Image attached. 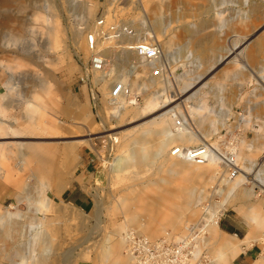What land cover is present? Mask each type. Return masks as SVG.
<instances>
[{"label":"rangeland","instance_id":"rangeland-1","mask_svg":"<svg viewBox=\"0 0 264 264\" xmlns=\"http://www.w3.org/2000/svg\"><path fill=\"white\" fill-rule=\"evenodd\" d=\"M108 5L103 0H10L7 3L0 0V113L10 117L9 121L18 128L25 126L24 134H14L7 140L48 148L46 157L50 161L45 159L46 162L40 165L41 169L37 168L39 165L35 157H32L33 162L27 168L23 166L20 169L21 164L16 157L1 161L0 166L7 176L0 179V228L19 227V234L23 237L17 242V246L24 252H27L28 247L32 252L37 238L43 236L47 240L44 264H111L113 258L108 249L113 240L123 237V233L131 228L138 230L131 220L134 208H125L123 200L134 199L135 207L140 208V200L151 192L148 182L159 179L163 182L165 179L169 187H172L173 182L177 184L180 181L167 172V166L173 160L170 147L178 142L169 145L156 161H151V165L148 162L142 167H130L123 172L112 171L111 162L117 157L126 156L133 147L132 140L141 137L143 128L140 129L137 124L171 108L173 110L168 117L172 118V112L181 110L186 114L191 128H197L191 109L200 107L202 116H215L219 120L218 130L205 140L216 147L224 137L228 140V132L233 131L235 135L239 130L237 127L243 126V132L238 133L236 141L239 153L245 143L253 140L255 131L264 122V52H255L252 43H249L246 48L235 51L228 63L224 61L213 69H208L210 56L212 59L223 54L225 49L243 43L255 30L257 35L264 34V20L245 19L248 7L242 4V0L123 2L119 14L125 20H138L140 23L144 19L148 24L149 17L158 16L160 36H152L161 45L166 41L164 53L172 62L169 79L149 80L145 90L138 88L146 78L142 77L145 73L143 66H133L132 75L127 73L126 68L130 64L128 61H136L133 55H128L127 63L111 62L116 73L111 79H126L124 82L129 88L127 91H130L129 98L128 93L122 104L117 101L113 106L106 100L111 79L105 84L97 83L98 90L93 91L78 79L81 63L87 58L85 38L80 40L85 49L79 50L71 46L73 30L81 29L84 35L88 33L102 9ZM219 12L222 15L221 23L229 25L222 32L218 29L220 22L216 14ZM37 15L45 21L36 18ZM205 18L210 19V22L198 35L204 40L200 46V43L196 46L189 42L188 37L176 32L181 23L197 24ZM224 19L229 22L223 21ZM46 28L52 32L51 38L55 43L53 50L46 49L47 37L43 33ZM149 34H153L152 31ZM205 36H208L209 41ZM14 37L17 39V47L23 48L25 53L18 52L12 45L11 39ZM253 39L254 37L251 41ZM107 49L116 52L115 55H121V52L111 46L105 51ZM171 51H176L177 54L171 56ZM44 80L52 86L48 93L51 97L41 94L39 101L46 104L47 114L54 112L51 116L57 130L38 121L24 124L21 119L27 106L23 102L32 100L33 91L38 90L34 86ZM186 84H190L189 88ZM157 90L164 91L162 98L157 104L149 106L147 99ZM52 96L56 101L53 102ZM133 97L137 98L131 103L128 99ZM252 106L256 108L253 110ZM228 109L229 112L226 111ZM248 110H251L249 116L246 113ZM242 117L246 119L244 123ZM146 138V146L150 148H154L159 141L151 134ZM69 146L73 148V157L65 161V150ZM252 157L258 162L257 168L247 174L248 182L238 187L224 202L222 193L213 192L217 189L215 185L221 174L216 175L213 181H207L209 177L204 178L209 185L206 189H209L206 193L199 192L198 196L203 198L199 203L193 204L194 213L193 210L185 211L186 222H183L182 227L198 220L205 207V214L215 208L218 219L223 214L238 216L240 219L234 220L240 221L238 224L242 228L241 232H251L254 213L264 214V188L252 180L261 164L259 170H264V151L260 150ZM237 163L241 169L248 162L237 157ZM84 164H88L86 169L92 174L84 184L93 201L92 209L86 212L60 198L62 191L72 182L61 192L57 191L71 176L75 178L82 175ZM160 165L162 166L159 168ZM210 166L214 167L215 164ZM238 175L239 170L235 177ZM222 178L227 181L234 179L228 178L225 173ZM198 186L199 189L202 188V184ZM42 193L48 197L47 206L45 201L40 202ZM219 203L222 204L220 208L217 207ZM136 210L140 216L138 222L145 224L144 211ZM185 227L171 230L163 226L164 229H159L155 237L166 231L181 236L185 233ZM251 235L259 239L252 244L261 246L262 254L257 262L264 264V229ZM223 239L224 237L219 240L208 230L205 264H231L232 261L224 262L219 256L220 242ZM10 252L11 250L1 251L0 264H19L18 257L13 261L7 259ZM120 253L123 257L126 256L124 247ZM33 255L36 256V253L33 252Z\"/></svg>","mask_w":264,"mask_h":264},{"label":"bare ground","instance_id":"bare-ground-1","mask_svg":"<svg viewBox=\"0 0 264 264\" xmlns=\"http://www.w3.org/2000/svg\"><path fill=\"white\" fill-rule=\"evenodd\" d=\"M4 3H7L10 0H1ZM173 2L177 3L179 0H173ZM242 4L245 5L247 8V14L246 18L247 20H252L253 18H258L264 20V0H242ZM36 13V12H35ZM244 14V13H242ZM182 15V14H181ZM217 19L219 20L220 24L218 25V29L222 32L224 31V28L229 26L228 24H222V15L221 13H217ZM36 18L42 19L41 21H45V19L41 16H36ZM123 18V17H122ZM144 19L141 20V22ZM159 18L157 15H153L152 17H149L148 19V25L149 30L147 32L148 35L152 31V35L160 36L159 32H161L159 26H158ZM226 22H229V20H223ZM140 22V23H141ZM210 22V19H202L197 24L195 23H181L176 28V32L185 38L188 37L189 42H193L196 46H200L204 40L202 38H199L198 35L203 31L208 23ZM48 23V22H47ZM262 23V22H261ZM251 25V24H250ZM139 28L142 26L139 24ZM253 26V25H252ZM264 26V25H262ZM163 29V28H162ZM259 29V28H258ZM257 29V30H258ZM160 30V31H159ZM255 33L251 34L246 41L240 44H235L232 48H227L224 50L223 54H219L215 56L214 58L209 57V66L208 69L211 70L214 67H216L218 64H221L222 62L226 61V63L229 62L230 58L235 54V51L240 50L241 48H246L249 43H252V47L254 48L255 52L261 53L264 52V34L257 35V31H254ZM47 40L45 42L46 49L47 50H53L55 47V43L52 40V32L50 29L46 28L43 32ZM55 34V33H54ZM88 33L84 35V31H81V29H75L73 30V36L71 39V46L75 49L83 50V45L81 44V41L83 37ZM58 36V32L56 34ZM209 35V34H208ZM60 37V36H59ZM203 37V36H201ZM206 37V36H205ZM204 37V38H205ZM208 37V36H207ZM206 37V39H207ZM212 37V36H211ZM252 37L254 39L251 41ZM16 37L12 38V45L16 47L17 51L20 53H25L23 51V48L17 47V39ZM187 40V41H188ZM208 40V39H207ZM85 41V40H84ZM129 40H123V42H127ZM209 41V40H208ZM56 42V41H55ZM166 41L163 42L162 47L163 51L165 52L166 49ZM195 46V47H196ZM109 47L103 46L102 52L103 55L111 61L113 64H118L117 62H126L127 63V57L128 55H132L128 52H121V55H115L116 52H113L110 49H105ZM202 48V47H201ZM85 49V48H84ZM87 52V49H85ZM120 52V51H118ZM33 56V55H32ZM258 56V55H256ZM132 61L134 67H139L141 65H138L136 61ZM128 61V63H131ZM112 64V66H113ZM206 71V70H205ZM208 71V70H207ZM206 71V72H207ZM115 68H110L107 71L106 77H101L96 83L102 82L107 83L113 75H115ZM142 76V75H141ZM137 78V76H136ZM199 78V76H198ZM152 80L149 78H145V80L141 82V85L138 86L140 90H145L148 86V81ZM123 81H126V79H123ZM48 81L40 82L34 87H37L38 90H34L32 94V100H26L23 103H26L25 108V114L21 116L22 122H41L44 125L51 126L53 130H57L56 126H54V120H52V116L54 114H47L45 107L46 104L41 103L40 98L41 94H48L50 89H52V86L48 83ZM190 84H186V87L189 88ZM187 88V89H188ZM184 90V89H183ZM56 91V89H55ZM185 91V90H184ZM52 93V92H51ZM56 93V92H54ZM164 91H154L150 94V96L147 99V104L149 106L157 104L160 99L162 98ZM30 94V93H29ZM26 95V94H25ZM28 95V94H27ZM49 95V94H48ZM43 96V95H42ZM50 96V95H49ZM127 95L122 96L118 99L119 103H123L125 97ZM193 96V94H191ZM47 97V96H46ZM45 97V98H46ZM51 97V96H50ZM53 102L54 96H52ZM48 98V97H47ZM67 101L70 103L71 100L68 98ZM51 102V100H50ZM56 103V102H55ZM167 103V102H166ZM48 104V103H47ZM52 104V102H51ZM50 104V105H51ZM165 104V103H164ZM57 105V104H56ZM223 105V104H222ZM55 106V104H54ZM195 106V105H194ZM164 108V107H163ZM251 108V107H249ZM253 108V106H252ZM251 108V109H252ZM256 107L253 108V110ZM173 109L165 110L154 117L137 124V126L143 128L142 135L140 138L133 139L132 145L133 147L129 150L128 154L124 157H117L111 162L112 164L110 167L112 168V171H115L116 173L123 172L125 169H128L130 167H142L143 165H146V163L150 162L149 165H151V161H156L157 157L166 150V148L173 144L177 143L180 145H198L201 143L206 142V138L211 135L214 131L218 130V122L219 120L211 116L204 117L201 114V108L195 107L192 108L191 111L194 113L192 116V119L196 125L197 128L190 127V129H186L181 131L180 133L173 134L171 131V124H172V118L168 117V114ZM252 110V111H253ZM229 112V109L226 110ZM49 112V111H48ZM247 116L250 115L251 110H248ZM10 120V117L7 115H3L0 113V163L3 159H12L13 157H16L20 161V167L27 166L33 162L32 157H35L37 159V168H40V165L47 159L48 162L49 158L46 157V153L49 152L47 150L48 148L44 149L42 146H31L26 145L23 142H17V140H7L8 138H11L14 134H20L25 133V126L23 125L22 129L18 128L16 124H13ZM244 120H246L244 118ZM248 121H250L248 119ZM23 124V123H22ZM153 135L158 140L157 145L154 148H150L147 145V135ZM134 135V133H133ZM130 137V136H128ZM3 139V140H2ZM18 139V138H17ZM89 139V138H88ZM152 140V139H151ZM79 142V140H78ZM185 145V146H188ZM214 147L216 145L212 144ZM72 147L69 146L65 150V161L69 158L73 157L72 153ZM126 150V149H125ZM264 151V122L260 125V128L255 131V135L253 140L247 142L244 144L243 150H241L239 153L237 152V157L243 158L246 163L241 169H239V175L235 177L232 181L226 180L225 178H222L224 176L223 172H220V168H218V165L216 163L217 158L215 155L212 159H210L206 164L204 165H197L192 162L178 159L175 157H172L173 160H171L170 164L167 166V172H169L171 175H173V178H179V182L172 183V187H169V184L165 179L150 181L147 183V186L150 187L151 192H149V195L145 197L144 199H141V205L140 208L135 207L134 199H124L123 205L125 208H134V214L132 215V222L135 223L138 227V230L141 232V234L153 238L156 236V233L159 229H164V227H168L171 230H180L184 222V216L185 211L191 212L194 207L193 204L195 202L199 203L202 196H198L200 193H206L209 188L206 189L208 185L207 181H213L219 173V177L217 178V183L213 192L217 191L223 194V202L226 201V199L231 196V194L242 184H245L248 182L247 174H250L252 172L253 168H257L258 162L254 159L253 154L257 153L259 151ZM216 154V153H215ZM49 157V155H48ZM237 162V161H236ZM155 163V162H154ZM153 163V164H154ZM19 164V163H18ZM211 164H215L214 167H211ZM51 165V164H50ZM162 165L159 166V168ZM262 167V164L261 166ZM259 167V168H260ZM158 168V169H159ZM255 168V169H256ZM256 171L254 174V177L252 180L256 181L262 188H264V173L259 170ZM6 169V168H5ZM25 169V168H24ZM219 171H218V170ZM23 170V169H21ZM40 171V170H39ZM254 171V170H253ZM208 175V176H207ZM7 176V173L1 168L0 166V179H5ZM133 176L137 177V174H134ZM206 176V177H205ZM209 177V179H207ZM206 178L207 181L204 179ZM222 178V179H221ZM223 185L221 186L220 184ZM199 184H202V188L199 189ZM33 189V188H32ZM40 190V189H39ZM198 191V193H197ZM44 192V191H43ZM216 192V193H217ZM45 194V193H44ZM42 193V198L40 202L43 200L45 201V206L48 205V197ZM212 195V193H211ZM217 204V203H216ZM222 204H218L217 207H221ZM49 207V206H48ZM190 207V208H189ZM216 207V206H215ZM136 209L143 210L145 213L146 222L145 224H140L138 215V212ZM100 210V209H99ZM209 210V209H208ZM98 213V212H97ZM194 213V210H193ZM102 218V217H101ZM205 222L208 224V230L211 231L214 235H220L219 240L223 237L224 239L220 242L221 243V249L219 251V254L222 259H228L231 257V255L237 253L238 251H241L242 246H250L253 242L259 241L258 237L255 235H247L243 239L235 238L231 235H227L221 231V229L218 227V215L215 208H212L208 211L205 215ZM253 221V232H258L264 229V214L262 213H254L252 216ZM186 222V220H185ZM184 222V224H185ZM98 223V222H97ZM101 223V222H100ZM31 227V226H30ZM132 230L138 231L135 228H131ZM19 227L10 226L6 228V226L0 228V254L1 251H10L8 254V258L10 261H13L15 257H18L19 264H35L37 262H40L39 264H44L46 261V248L45 243L46 239L42 237L37 238V240L34 242L35 247L32 248V252H30V249L28 247L27 252H24L25 250L19 248L20 246H17V242L20 241V239L23 237V235L19 234ZM138 231V232H139ZM139 232V233H140ZM166 231L165 233H167ZM252 232V233H253ZM163 233V234H165ZM171 234V232H168ZM173 233V232H172ZM29 240V239H28ZM46 240V241H45ZM26 241V240H25ZM27 242V241H26ZM25 242V243H26ZM32 242V241H31ZM25 245V244H24ZM38 245V246H37ZM29 246V245H28ZM37 246V247H36ZM124 247L125 252V242L124 237H119L117 239L113 240L112 245L109 247L108 252L112 254L113 261L111 264H127L130 261L131 264V257L128 256L126 253V256L124 257L121 255L120 251ZM42 248V249H41ZM33 252L36 253V256L33 255ZM7 254V253H6ZM67 254V252H66ZM33 255V256H32ZM49 255V254H48ZM64 255V253H63ZM64 258V257H62ZM68 258V256H67Z\"/></svg>","mask_w":264,"mask_h":264},{"label":"built area","instance_id":"built-area-1","mask_svg":"<svg viewBox=\"0 0 264 264\" xmlns=\"http://www.w3.org/2000/svg\"><path fill=\"white\" fill-rule=\"evenodd\" d=\"M108 6L85 36L87 58L81 63L78 79L84 86H89L91 91L98 90L97 81L101 77L109 76L107 71L113 68L110 59L103 55V46H111L118 51L128 52L134 56L138 65L145 68L143 78L154 80H167L171 70V62L165 55L161 42L154 36L148 35L149 25L146 21L125 20L120 17L123 2L126 0H103ZM118 7V9H117ZM142 26L139 28V24ZM123 40H129L123 42ZM133 63L127 65V73L132 75ZM141 77V78H142ZM140 79V78H139ZM122 79H111L106 100L110 106L124 95L130 97V91ZM132 96V95H131ZM137 97L128 99L134 103ZM135 99V100H134ZM171 131L173 134L190 129L191 125L183 111L172 112ZM242 122L245 120L242 117ZM237 134L228 132L229 138L214 147L210 142L198 145L173 144L170 147L172 157L183 159L197 165H204L210 159L217 158L218 168L228 178H234L239 170L236 162L239 134L243 126L237 127ZM216 153V154H215ZM199 219L185 227V233L175 236L165 233L156 238H149L138 231L129 229L123 233L125 253L131 257V264H205L208 246V224L205 222V207ZM220 218L218 219L219 225Z\"/></svg>","mask_w":264,"mask_h":264},{"label":"crops","instance_id":"crops-1","mask_svg":"<svg viewBox=\"0 0 264 264\" xmlns=\"http://www.w3.org/2000/svg\"><path fill=\"white\" fill-rule=\"evenodd\" d=\"M169 54L171 56H175L177 54L176 51H171L169 52ZM178 56V55H177ZM88 164H84V171L82 173V175H78L75 178H73L71 176V178L68 179V182L64 183V185L59 186V188H57L58 192H61L67 185H69L71 182V184L66 187L61 195L60 198L67 202L68 204L80 209L83 212L86 211H90L93 207V201L91 196L89 195V193L87 192V190L84 188V184L87 183V181L91 178L92 174L89 170L86 169ZM55 175H58V173H56ZM237 219L239 220L240 218L238 216H234V215H225L223 214L220 218V225L223 226L224 228L228 229L230 232H227L223 229H221V231L227 235H231L233 237H235L236 239H243L245 236L252 234L253 232V228L250 232L249 231H242V228L240 226V221L236 222ZM253 222V221H252ZM242 223V222H241ZM219 227V225H218ZM251 229V227H250ZM260 232V231H259ZM210 233L212 235H214L211 231ZM256 235V234H255ZM217 238H220V235H216ZM242 236V237H239ZM150 237V236H149ZM224 237V235H223ZM156 238V237H153ZM262 254V248L261 246H259L258 244H251L250 246L246 247V246H242L241 251H238L237 253L231 255L230 258L228 259H222V261L224 262H231V264H261L258 260V257ZM220 256V254H219ZM221 257V256H220Z\"/></svg>","mask_w":264,"mask_h":264},{"label":"trees","instance_id":"trees-1","mask_svg":"<svg viewBox=\"0 0 264 264\" xmlns=\"http://www.w3.org/2000/svg\"><path fill=\"white\" fill-rule=\"evenodd\" d=\"M219 226L221 227V229L227 231V232H230L228 229L224 228L223 226L220 225V222H219ZM239 237H242V236H239Z\"/></svg>","mask_w":264,"mask_h":264}]
</instances>
